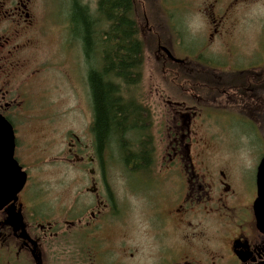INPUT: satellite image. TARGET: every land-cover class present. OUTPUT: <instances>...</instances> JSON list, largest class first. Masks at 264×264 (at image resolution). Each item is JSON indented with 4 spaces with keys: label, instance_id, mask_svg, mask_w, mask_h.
<instances>
[{
    "label": "flooded vegetation",
    "instance_id": "af4514ba",
    "mask_svg": "<svg viewBox=\"0 0 264 264\" xmlns=\"http://www.w3.org/2000/svg\"><path fill=\"white\" fill-rule=\"evenodd\" d=\"M129 1L139 33L142 27L146 29L142 41L153 43V56L163 66L161 74L182 73L176 95L170 93L174 99H163L166 147L161 164L149 163L139 171L135 164L123 163L148 180L150 176L154 179L150 207L154 228L142 234L151 242L148 249L159 258L155 264H264V234L256 228L253 211L257 168L264 154L256 166L253 186L249 185L244 162L251 151L243 146L229 148L236 162L230 156L218 158L214 151L221 138L210 131L200 132L205 122L212 121L209 119L223 117L225 121L258 123V132L264 137V0ZM176 12L181 13L179 21ZM34 29L32 0H0V115L13 128L14 160L27 176L17 201L0 210V264H55L57 250L74 245L77 233L88 237L99 250L105 240L96 241L91 235L100 234L110 224L107 213L112 218L118 213L105 163L107 150L115 143L105 142L101 147L92 126L89 140L83 143L69 133L71 139L58 158L71 173H83L87 186L76 194L88 201V206L83 202V216L76 217V197L64 209L62 220L53 208H44L43 199L31 208L29 197L22 198L31 177L24 154L18 151L16 124L26 120L25 116L24 121L19 119L21 112L42 98L34 90L42 73L38 74L39 68L29 69L30 57L25 55L34 47L29 36ZM180 38L190 44L184 45L177 59L166 44L179 43ZM257 39L259 51L246 45ZM81 44L84 54L83 39ZM206 47H211L212 61L202 59L199 48ZM169 63L179 67H165ZM143 110L149 119V112ZM154 170L157 179L152 176ZM11 217L17 224H12ZM115 225L119 231L133 229L122 216ZM120 244L126 248L127 240L121 238ZM163 244L169 246L161 250ZM130 247L137 253L139 239Z\"/></svg>",
    "mask_w": 264,
    "mask_h": 264
},
{
    "label": "rangeland",
    "instance_id": "374dc122",
    "mask_svg": "<svg viewBox=\"0 0 264 264\" xmlns=\"http://www.w3.org/2000/svg\"><path fill=\"white\" fill-rule=\"evenodd\" d=\"M73 1L86 7L89 15L97 18L98 0H32L35 29L29 36L35 43L25 55L30 57L29 69L39 68L38 74L42 73L34 84V90L42 98L35 101L31 108L21 112L22 116L19 119L23 120L24 116L26 119L23 123L14 122L18 129V151L24 154L23 160L28 164L27 170L31 177L27 190L23 191L22 198L29 197L30 207L31 205L34 207L38 201L43 199L44 208L49 207V211L53 208V212L57 213L60 219L64 209L73 197H76L77 192L80 190L84 192V187L87 186L82 180L81 171L74 170L71 173L58 158L66 149L68 140L71 139L69 133L79 137L82 143L90 138L93 109L87 74L92 67L95 69L100 66L96 54L94 58L90 56L91 58L87 59L83 54L81 44L83 29L78 31V25L75 26L76 24L70 22ZM175 16L179 21L181 13L176 12ZM191 19L197 20L198 18ZM139 21L140 25H143L142 21ZM98 25L99 30H106L104 23L98 22ZM142 29L143 32L139 36L141 40L144 39L143 35L146 33L145 27ZM178 30L182 37L181 29ZM182 38L178 40L179 43L166 44L173 57L177 59L181 57L184 45L189 46L190 44L189 41H182ZM202 42V40L199 41L198 46H201ZM143 43L145 50L140 81L130 87L122 85V89L128 100L136 102L149 112L150 124H145L143 128L147 129L152 137L151 164L158 166L161 164V155L166 147L163 99H174L173 95H176L174 91L178 90L182 81L180 78L163 76L161 74L163 66H160V62H157L153 56L152 43L148 41H143ZM246 45L249 48L254 45L255 50L259 51V39ZM199 49L202 50L203 61L206 58L212 61L211 47ZM258 51L255 53L256 56ZM248 52L250 54L252 51ZM223 57L226 58L225 55ZM171 66L179 67L165 65V67ZM219 119L221 121L209 119L212 121L205 122L200 132L210 131L214 136L221 138L219 140L221 144L214 151L218 158L230 156L236 162L235 155L230 149H243L241 148L243 146L251 151V156L243 162L246 169L245 179L249 185L253 186L256 166L264 154V137L258 132V123L241 122L240 119L225 121L223 117ZM201 136L207 137L205 134ZM139 139L137 133L128 132L123 137L122 144L133 146L131 149H136ZM120 145L117 143L114 147L110 145L105 155L107 183L112 196L116 198L118 213L113 218L110 213H107L110 224L100 234L91 235L96 241L105 240V245L97 250L94 248L97 245L91 246L88 237L77 233L74 245L57 250L58 256L55 264H155L159 260L148 249L151 242L142 234L146 231L152 232L151 229L154 228L153 213L150 211L153 205L151 190L155 186L154 179L150 176L148 180L149 177L124 167L123 145ZM154 171L152 176L157 179L159 174L156 170ZM83 202L88 201L83 197L75 198L76 217L83 216ZM86 205L88 206V203ZM120 216L123 217L124 222L132 223L133 229L119 231L115 221ZM121 238L127 240L124 249L120 244ZM138 239L140 249L135 253L130 246L132 241ZM167 246L169 244H163L161 250ZM96 254H100V257L96 258ZM131 254L134 255L133 258H130Z\"/></svg>",
    "mask_w": 264,
    "mask_h": 264
},
{
    "label": "trees",
    "instance_id": "16d2710c",
    "mask_svg": "<svg viewBox=\"0 0 264 264\" xmlns=\"http://www.w3.org/2000/svg\"><path fill=\"white\" fill-rule=\"evenodd\" d=\"M96 15H89L86 7L72 2L70 22L78 25V31L83 29L85 57L94 58L96 54L100 63L87 74L94 114L92 128L101 147L112 141L123 145L128 132L137 133V148L123 145L122 155L126 163L135 164L141 171L153 155L152 137L143 128L150 122L139 105L128 103L132 100L122 89V85L130 87L140 81L145 45L139 38L137 16L129 0H98ZM98 22L106 25L105 31L99 30ZM170 76L181 78L180 74Z\"/></svg>",
    "mask_w": 264,
    "mask_h": 264
},
{
    "label": "water",
    "instance_id": "95a60500",
    "mask_svg": "<svg viewBox=\"0 0 264 264\" xmlns=\"http://www.w3.org/2000/svg\"><path fill=\"white\" fill-rule=\"evenodd\" d=\"M170 59H174L169 53ZM15 137L11 124L0 115V210L14 203L23 190L27 176L14 160ZM257 198L253 205L256 228L264 234V156L259 163L256 175ZM12 224L17 220L11 217Z\"/></svg>",
    "mask_w": 264,
    "mask_h": 264
}]
</instances>
